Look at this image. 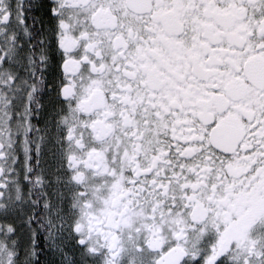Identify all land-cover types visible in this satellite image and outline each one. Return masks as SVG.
I'll return each instance as SVG.
<instances>
[{"label": "snow or ice", "instance_id": "obj_1", "mask_svg": "<svg viewBox=\"0 0 264 264\" xmlns=\"http://www.w3.org/2000/svg\"><path fill=\"white\" fill-rule=\"evenodd\" d=\"M0 264H264V0H0Z\"/></svg>", "mask_w": 264, "mask_h": 264}]
</instances>
